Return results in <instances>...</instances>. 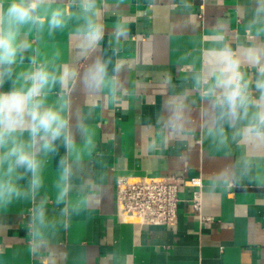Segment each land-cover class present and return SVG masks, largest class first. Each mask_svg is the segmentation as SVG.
Instances as JSON below:
<instances>
[{
  "label": "crops",
  "instance_id": "obj_1",
  "mask_svg": "<svg viewBox=\"0 0 264 264\" xmlns=\"http://www.w3.org/2000/svg\"><path fill=\"white\" fill-rule=\"evenodd\" d=\"M68 3L55 0L54 6ZM98 5L104 38L87 58L74 46L75 18L63 30L50 33L45 25L42 31L26 27L22 32L21 39L31 47L15 66L16 73L35 61L50 70L70 65L78 74L68 90L69 119L74 126L79 118L93 144L74 165L70 195L73 200L86 195L88 202L79 213L57 203L58 162L66 155L57 141V153L45 158L44 185L36 196L0 207V264H264V162L232 184L218 178L239 150L233 146L230 156L209 146L202 135L207 104L191 80L217 24L226 27L233 47L254 40L248 23L256 0H98ZM118 21L128 31L119 41L113 36ZM97 57L110 61V74L117 62L123 65L115 94L105 89L91 95L80 85L79 74ZM9 88L5 82L0 90ZM185 90L190 124L187 139L181 140L162 128L159 117L166 115V99ZM61 91L53 86L47 102L54 104ZM72 131L84 149V139L74 127ZM145 174L185 177L176 225L119 218L118 177ZM192 178L202 185L203 222L193 208L199 187L190 185ZM19 183L27 188L26 180ZM40 207L57 221L42 240L31 233L33 214Z\"/></svg>",
  "mask_w": 264,
  "mask_h": 264
},
{
  "label": "clouds",
  "instance_id": "obj_2",
  "mask_svg": "<svg viewBox=\"0 0 264 264\" xmlns=\"http://www.w3.org/2000/svg\"><path fill=\"white\" fill-rule=\"evenodd\" d=\"M54 4L55 0H0V89L5 82L10 83L7 91L0 90V207L14 199L36 196L44 185L45 158L56 154L57 141H62L66 155L58 162L56 201L79 213L88 199L86 195L71 198L74 165L82 162L93 141L79 118L74 126L69 119L68 90L78 74L70 65L50 70L33 61V66L21 73L15 72V66L22 63L31 47L21 39L26 27L42 31L47 25L51 33L63 30L75 18L78 23L71 33L74 46L82 58H87L99 48L104 24L98 0ZM248 29L255 33L254 40L233 47L226 27L217 24L202 50L199 67H194L191 74L195 89L207 104L203 137L211 148L227 155L233 154V146L239 150L233 164L218 174L228 184L248 176L264 162V0H256ZM127 34L125 22L118 21L114 38L119 41ZM109 63L97 57L79 74L80 85L87 93L98 95L107 89L115 94L120 88L118 74L123 65L117 62L110 74ZM248 68L254 72L250 74ZM53 86L62 91L57 101L49 104L47 95ZM163 107L166 115L159 117L162 128L178 139H187V90L168 97ZM73 127L84 139V149L77 146ZM25 180L27 188L19 183ZM56 223L40 207L33 214L31 233L42 240L45 231Z\"/></svg>",
  "mask_w": 264,
  "mask_h": 264
},
{
  "label": "built area",
  "instance_id": "obj_3",
  "mask_svg": "<svg viewBox=\"0 0 264 264\" xmlns=\"http://www.w3.org/2000/svg\"><path fill=\"white\" fill-rule=\"evenodd\" d=\"M183 175H140L120 176L117 179L116 203L118 216L125 222L141 225L174 226L178 222L180 204V184ZM191 186H198L193 193V208L200 221L203 216L201 183L198 179H188Z\"/></svg>",
  "mask_w": 264,
  "mask_h": 264
}]
</instances>
